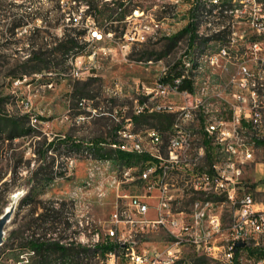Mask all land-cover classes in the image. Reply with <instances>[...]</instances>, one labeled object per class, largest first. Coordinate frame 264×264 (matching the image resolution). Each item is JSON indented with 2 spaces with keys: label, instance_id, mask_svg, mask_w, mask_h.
Wrapping results in <instances>:
<instances>
[{
  "label": "rangeland",
  "instance_id": "obj_1",
  "mask_svg": "<svg viewBox=\"0 0 264 264\" xmlns=\"http://www.w3.org/2000/svg\"><path fill=\"white\" fill-rule=\"evenodd\" d=\"M63 2L68 3L65 11H62ZM88 2L97 22L116 32L114 42L125 29L121 21L136 6L153 10L156 20L166 19L171 27L170 37L157 29L154 37L134 46L127 56L117 52L100 60L97 77L77 80L61 74L68 70V58L84 47L83 44L72 50L70 43L71 38L83 34L82 19L77 16L82 6L79 0H0V116L10 120L0 128V217L12 210L0 247V264H101L104 255L99 249L88 250L85 258L71 259L62 258L60 252L53 250L34 255L30 244L32 241L52 243L53 234L66 228L78 234L81 218L88 221L89 238L99 232L105 239L116 212L118 194H143L144 184L139 180L122 183L124 167H141L143 158L122 159L109 145L116 140L119 127L125 124V120L118 124L114 119L115 110L128 107L123 116L132 117L137 97L135 83L149 84L160 76L163 67L179 64L184 51L182 44L188 46L191 56L203 54L207 48L217 52L225 46L239 59L215 66L204 63L193 75L197 78L196 86H208L211 102L221 107L224 90L237 70V63L243 61L247 43L259 38L248 26L245 40L241 41L239 35L244 26L233 27L234 22L240 21L239 15L225 13L241 8L240 0H206L196 4L195 17L203 6H209L216 14V27L227 26L222 33L210 34L212 27H206L203 19L193 22L210 37L197 33L192 36L188 29L192 20L190 0H182L179 5L170 0H132L126 6L122 1L115 6L103 0ZM257 2L264 10V0ZM247 12L254 13L253 4L248 3ZM67 14L73 19L71 22L66 21ZM115 21L118 23H112ZM230 37L237 40L234 45L230 44ZM197 65L195 61L194 68ZM50 84L53 86L49 87ZM117 84L122 87L121 92L115 90ZM94 110L95 115L91 113ZM81 115L87 118L78 123L76 118ZM134 122L137 132L147 128L168 131L173 118L144 115ZM12 134L19 135L11 138ZM102 155L108 157L101 159ZM255 162L262 163L260 168L264 170V136L256 141ZM254 163L248 167L242 184L252 194L257 207L264 209V193L256 192L253 183ZM114 178L117 182L112 185ZM189 207L186 196L178 208ZM222 209L225 226L229 227L233 208L225 205ZM136 246L157 254L166 249L167 243L159 233L137 239ZM259 251L264 254V248ZM246 256L245 251L240 253V258ZM258 256L262 255L253 257ZM182 257L184 262L198 264L216 261L196 248H185ZM243 263L245 259H241Z\"/></svg>",
  "mask_w": 264,
  "mask_h": 264
},
{
  "label": "built area",
  "instance_id": "obj_2",
  "mask_svg": "<svg viewBox=\"0 0 264 264\" xmlns=\"http://www.w3.org/2000/svg\"><path fill=\"white\" fill-rule=\"evenodd\" d=\"M120 1L126 6L132 0H103L112 6ZM79 3L82 6H79L77 16L82 19L80 29L83 32L78 38L79 45L87 44L91 38L109 40L108 48L90 56L92 62L114 56L117 52L127 56L130 41H137V45L146 43L150 39V33L145 29L148 21H156L162 34L170 37L171 27L166 19L156 20L153 10L136 6L121 21L125 25L121 35H127V42L110 44V37H117L116 32L106 30L97 22L88 0H79ZM194 3L195 0L188 3L192 12L188 29L192 36L196 35L193 30ZM240 3L241 8L225 10L226 14L234 13L240 17V21L233 24L238 28L244 26L239 39L245 40L248 26L263 37L264 10L261 4L257 0H240ZM248 3L254 5V13L247 12ZM67 5L63 2L62 11ZM218 5L214 3V6ZM72 20L67 14L66 21ZM211 21L210 34L227 29L224 25L216 27V14ZM236 42L230 37L231 45ZM182 46L184 51L178 68L190 64L191 72H183V77L173 81L136 82L133 116L124 118L128 107L115 110L113 114L118 124L122 120L125 124L119 127L116 140L109 145L117 152L143 158L141 167H124L122 183L139 180L144 184L143 194H118L116 212L105 239L99 232L89 238L88 221L81 218L78 225L81 234H85V242H78L72 229L66 228L53 234L52 243L62 244L68 250L115 245V249L101 259V264H165V261L183 264L185 248L202 250L203 255L216 260L209 264H241V259H245V264H264V255L253 257L249 254L250 249L264 248V209L257 207L252 194L242 184L248 167L255 161L256 141L264 136V39L247 43L243 61L237 63V70L231 74L224 90L221 107L211 102L212 92L208 86H194L191 51L188 46ZM233 58L239 61L223 46L217 52L211 51L209 64L231 63ZM171 68L163 67L160 72ZM98 72L85 70L79 57H71L67 72L61 76L87 80L97 77ZM187 82L191 83L190 88L184 87ZM115 90L121 92L122 87L117 84ZM91 113L95 115L96 110ZM144 115L171 117L173 123L168 131L147 128L137 132L134 121ZM86 118L78 116V123ZM234 143H241V151H234ZM69 163L72 166L73 160L70 159ZM116 182L114 178L111 184ZM186 196L189 197V209H179ZM225 205L233 208L229 227L225 226L222 209ZM159 233L164 235L167 243L163 252L152 254L136 246L137 239ZM244 251L247 256L240 258ZM221 259L225 261L220 262Z\"/></svg>",
  "mask_w": 264,
  "mask_h": 264
},
{
  "label": "bare ground",
  "instance_id": "obj_3",
  "mask_svg": "<svg viewBox=\"0 0 264 264\" xmlns=\"http://www.w3.org/2000/svg\"><path fill=\"white\" fill-rule=\"evenodd\" d=\"M191 1V0H190ZM182 2V0H173L172 4H176L179 5ZM204 3L206 2V0H195L194 3V9L196 7L197 3ZM199 13L196 14V17L194 18V21H198L199 19H203L205 22V26L206 27H212V18H213V14L214 11L210 9L209 6L202 8V10H198ZM194 25V24H193ZM196 26L195 29V33L203 36V32L202 30L199 28L200 25ZM145 29L149 31L150 33V38L154 37L157 33V29H158V25L156 21H148L145 22ZM204 36L206 37H210V34H205ZM259 38H255L254 42H262V35H258ZM114 37H110V44H113ZM118 42H127V35H121L115 42L114 44H118ZM137 45V41H130L127 45V55L132 51L133 47ZM83 46V45H82ZM109 47V40L108 39H100V38H91L90 40H88L87 44H84V47H82L78 52L72 54L68 60L71 59V57H79V63H81V66H83V68L85 70H99L100 69V60H90V56L91 55H98L100 53V50L103 48H108ZM77 50V49H76ZM211 51L209 48L205 49L203 54L200 55H195V56H191V58H193V67H192V80L194 82V86H196L195 83V79L196 76H193L195 74H197L201 68L202 65L205 64H209L211 62ZM68 60H67V66H68ZM197 62V66L196 68H194V62ZM182 70L183 72H191V65L190 64H183L182 65ZM183 77V73H181L180 75H169V70H167L164 73H161L160 76L156 79V80H165V81H173L174 79H179ZM76 120H78L76 118ZM114 148V146H111ZM234 151H241V143H234ZM128 167H136V165L133 166H128ZM95 172L91 171V176H94ZM68 219L70 220V215H68ZM79 233L75 234L74 236H77V241L78 242H85V234H81V229H78ZM58 246L63 247L64 245L62 244H58ZM98 247H91L88 249H81V254L80 257H84L85 258V254L88 250H97ZM32 254L35 255V250H33L31 252ZM62 261V260H61ZM25 264H29V263H25ZM60 264H68V262H60ZM165 264H173V261H165ZM183 264H193V262H184Z\"/></svg>",
  "mask_w": 264,
  "mask_h": 264
},
{
  "label": "trees",
  "instance_id": "obj_4",
  "mask_svg": "<svg viewBox=\"0 0 264 264\" xmlns=\"http://www.w3.org/2000/svg\"><path fill=\"white\" fill-rule=\"evenodd\" d=\"M193 30L195 32L196 29V24L193 23ZM189 28L191 29V26H189ZM79 37H73L70 40V43L72 45V50H75L76 48L79 47ZM179 64H175L171 69H169V75H180L182 73V69L178 68ZM184 87H191V83L187 82L184 84ZM157 116V115H155ZM10 120L8 118H1L0 116V128L4 125H7L6 123H9ZM19 134H12L10 137L14 138L15 136H18ZM101 143V142H99ZM110 144V143H109ZM118 155L120 156V158L122 159H126V160H132L133 158H136V156L130 155V154H125L122 152H118ZM108 157V155H102L100 158L101 159H106ZM138 158H142V157H138ZM30 247L32 249H34L37 253H43V252H50L51 250L56 251V252H60V255L62 258L65 257H70L75 258V257H80L81 254V249H78L76 247H72L71 249H65L63 247L58 246V244H54V243H45V242H36V241H32L30 244ZM97 249L101 250L102 254L105 255L107 252L109 251H113L115 249V245L113 244H102L100 247H98ZM260 251L258 249H250V255L254 256L256 254L259 255H264L262 253H259Z\"/></svg>",
  "mask_w": 264,
  "mask_h": 264
},
{
  "label": "crops",
  "instance_id": "obj_5",
  "mask_svg": "<svg viewBox=\"0 0 264 264\" xmlns=\"http://www.w3.org/2000/svg\"><path fill=\"white\" fill-rule=\"evenodd\" d=\"M263 165L262 163H254V172H253V183L256 184V192L264 193V170H261L260 166Z\"/></svg>",
  "mask_w": 264,
  "mask_h": 264
},
{
  "label": "water",
  "instance_id": "obj_6",
  "mask_svg": "<svg viewBox=\"0 0 264 264\" xmlns=\"http://www.w3.org/2000/svg\"><path fill=\"white\" fill-rule=\"evenodd\" d=\"M12 216V210L6 211L1 217H0V247L4 243V236H5V228L7 224L9 223ZM242 246V244L240 245Z\"/></svg>",
  "mask_w": 264,
  "mask_h": 264
}]
</instances>
